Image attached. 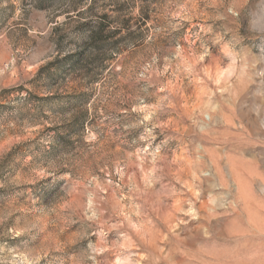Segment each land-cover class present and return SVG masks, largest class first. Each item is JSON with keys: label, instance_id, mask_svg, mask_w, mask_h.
Instances as JSON below:
<instances>
[{"label": "rangeland", "instance_id": "rangeland-1", "mask_svg": "<svg viewBox=\"0 0 264 264\" xmlns=\"http://www.w3.org/2000/svg\"><path fill=\"white\" fill-rule=\"evenodd\" d=\"M0 264H264V0H0Z\"/></svg>", "mask_w": 264, "mask_h": 264}, {"label": "bare ground", "instance_id": "bare-ground-1", "mask_svg": "<svg viewBox=\"0 0 264 264\" xmlns=\"http://www.w3.org/2000/svg\"><path fill=\"white\" fill-rule=\"evenodd\" d=\"M243 79H244V75L242 73L241 76L239 77V80L242 81ZM229 175L232 178V180L236 183L238 189H253L251 183L248 182L247 179L245 178L238 179V177L234 175V171L232 169L229 170ZM249 175L252 176L250 172Z\"/></svg>", "mask_w": 264, "mask_h": 264}]
</instances>
